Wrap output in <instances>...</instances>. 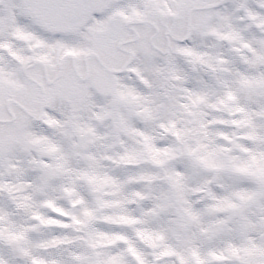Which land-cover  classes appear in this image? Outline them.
<instances>
[{
	"label": "snow or ice",
	"instance_id": "1",
	"mask_svg": "<svg viewBox=\"0 0 264 264\" xmlns=\"http://www.w3.org/2000/svg\"><path fill=\"white\" fill-rule=\"evenodd\" d=\"M0 264H264V0H0Z\"/></svg>",
	"mask_w": 264,
	"mask_h": 264
}]
</instances>
